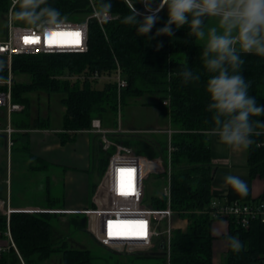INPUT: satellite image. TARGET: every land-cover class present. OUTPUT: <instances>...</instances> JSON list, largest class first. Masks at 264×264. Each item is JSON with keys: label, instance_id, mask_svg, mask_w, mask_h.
<instances>
[{"label": "trees", "instance_id": "1", "mask_svg": "<svg viewBox=\"0 0 264 264\" xmlns=\"http://www.w3.org/2000/svg\"><path fill=\"white\" fill-rule=\"evenodd\" d=\"M139 5V0H131ZM56 8L62 19H76L79 14L90 15L95 6L105 12L102 5L106 0H46ZM110 12L118 18L106 22L103 27L96 21H89L88 45L84 53H55L16 55L13 58V73L24 74L28 80L15 81L12 87L14 102L25 105V110L16 128L21 130L14 139V146L24 137L26 142L18 147L22 161L27 169L39 172L40 157L30 148V133L36 129H50V116L34 114L27 95L32 92L61 94V105L65 112L62 117L61 131L58 133L61 144L74 139L69 132L77 133L89 130L93 119L112 122L118 126L119 98L117 85L106 82L102 88L95 86L100 80L79 78L94 71L113 72L117 64L123 69L128 86L121 93V107L130 99H139L149 95L157 98V103L144 102L142 105L157 106L166 115L173 126L169 145L158 141L145 142L126 136L110 138L111 141L133 149L149 159L161 157L167 161L171 148V207L176 218L188 221L185 229L173 230L170 264H214L213 243L216 237L212 233V224L216 220L210 213V204L217 196L213 188L215 167L211 159L209 133L214 127L213 114L207 110L209 96L206 84L210 73L203 62V44L189 35L188 25L175 29L174 35H157L168 19L167 8L158 14V20L147 36L139 34L134 25L124 22L131 14L125 0H110ZM11 0H0V16L10 9ZM21 9L18 2L13 14L18 23L28 24L16 15ZM143 17L137 16L138 21ZM208 21H206L207 23ZM161 45L160 47H157ZM244 63L239 71L249 83V95L257 100L258 106H264V57L255 54H242ZM185 68L200 77L199 80L184 83L179 75ZM7 70L0 69V78L7 77ZM78 76L77 79L66 76ZM167 100L169 105H163ZM116 116V118H115ZM264 123V115L252 117ZM171 129V130H172ZM262 134L253 135V143L247 148V169L250 180L260 177L264 181V129ZM12 148V151H13ZM115 151L112 146L104 149L101 143L98 149V177L104 173L109 157ZM97 183L92 185V194ZM247 196H241L229 186L225 196L227 201L264 200V192L257 199L252 198L251 183L247 184ZM53 198L49 210H64ZM146 204L155 209L166 208L167 198L146 194ZM63 202V201H62ZM61 205V206H60ZM94 206L93 203L91 204ZM58 216H70L69 226L75 229L86 228V215L83 213H60L41 211L11 213L10 228L17 251L11 248L0 256V264H43L54 254H61V264H125L122 256L114 253L96 255L88 248L70 247L65 241L54 240L52 220ZM221 219V218H220ZM227 222L226 233L220 239L237 237L243 244L239 252H233L226 243V264H264V223L253 221L244 228L236 217H223ZM7 229V218L0 214V232ZM151 257V256H136ZM165 261L164 257H161ZM126 264H129L128 262Z\"/></svg>", "mask_w": 264, "mask_h": 264}, {"label": "built area", "instance_id": "2", "mask_svg": "<svg viewBox=\"0 0 264 264\" xmlns=\"http://www.w3.org/2000/svg\"><path fill=\"white\" fill-rule=\"evenodd\" d=\"M9 11L2 17L3 27H0V69H6L7 77L0 78V133L5 134V147L7 151V177L5 179L6 198H0V214L7 218V229L0 232V256L3 252L17 247L14 242L11 228V213L24 211L35 213L41 211L70 213L67 210H49L42 208H14L11 204V166L12 148L14 146L13 135L21 130L15 129L10 124L13 113H21L25 105L14 102L12 87L14 84L13 58L16 55L55 54V53H84L89 49L88 30L89 21L96 20L102 27L111 20L118 18L110 12L99 11L93 6V11L85 20L62 19L61 23L47 31L33 28L29 24L18 23L13 14V9L18 0H11ZM129 5L134 4L131 0H125ZM160 0H152V9L159 6ZM138 16L145 17L150 12L146 11L144 3L139 0V5L134 4ZM166 9V7L164 8ZM164 9L160 10V14ZM157 14V15H158ZM80 32V43L76 44V37L71 35ZM55 33V35H52ZM25 37L38 39L35 43H26ZM77 79L78 76H66ZM79 78H90L114 82L118 89L119 114L121 107L122 90L128 86V80L119 64L113 72L94 71ZM163 105H169L167 100ZM9 118V123L3 128L2 118ZM115 132H124L120 128V119ZM100 135L103 148L109 149L114 146L115 151L109 157L108 165L104 171L101 181L97 184L93 194V207L82 209L73 213H84L89 219L88 229L97 241L106 248L115 249L127 253H150L154 250L164 253L167 264H170L171 241L173 230L172 220L177 216L171 207V148L167 161L161 157L149 159L138 154L133 148L116 144L109 139V130L103 128L101 120L93 119L89 129ZM171 133L172 130H169ZM145 162L157 163L159 168L149 169ZM123 170V171H122ZM131 170V171H129ZM150 174L163 175L167 185L164 187L163 195L167 198L166 208L155 209L146 204L145 181ZM209 213L216 219L223 217H236L244 228H249L253 221L264 223V200L250 201H212ZM180 219V218H178ZM145 222L143 225L140 222ZM165 224L161 230V225ZM146 231V236L143 234ZM111 233V235H110Z\"/></svg>", "mask_w": 264, "mask_h": 264}, {"label": "clouds", "instance_id": "3", "mask_svg": "<svg viewBox=\"0 0 264 264\" xmlns=\"http://www.w3.org/2000/svg\"><path fill=\"white\" fill-rule=\"evenodd\" d=\"M141 2L151 14L138 21L139 13L130 3L131 14L124 17V22L134 25L139 34L147 36L158 20L157 14L166 7L168 19L157 35L172 37L173 26L181 29L188 25L189 35L203 42V62L210 73L207 110L214 121L209 134L234 149H247L253 143L251 137L262 134L257 129H264V123L252 119L264 115V106H258L256 98L249 95L250 85L239 69L244 63L242 54L264 57V0H160L154 10L152 0ZM19 3L21 9L16 15L33 28L47 31L61 23L60 12L46 0ZM102 7L110 11V0ZM179 75L184 83L200 79L188 68ZM225 184L241 196L248 194L246 182L238 176H226ZM225 242L233 252L243 248L237 237H227Z\"/></svg>", "mask_w": 264, "mask_h": 264}, {"label": "crops", "instance_id": "4", "mask_svg": "<svg viewBox=\"0 0 264 264\" xmlns=\"http://www.w3.org/2000/svg\"><path fill=\"white\" fill-rule=\"evenodd\" d=\"M143 107L148 108L147 105H143ZM101 124L103 128L110 131L108 135L109 139L138 131L132 127H123L121 122L120 128L124 132L119 133L115 132L118 126L116 127L114 123L101 120ZM61 126L62 122L56 126L52 125L50 129H36L31 131V152L40 157L38 165L43 170L39 172L29 171L24 163L17 166L16 171L18 176L15 178L13 177L14 173L11 174V204L14 208H40L52 204L51 201L55 198L51 195L53 189L52 183H61L63 185L62 197L55 202L61 204L65 208L64 210L70 213L85 209L93 203L92 198L94 193L92 194V185L96 182L92 180L91 167L92 164L95 166L97 151L102 143L101 137L98 133L91 130L77 133L69 132L71 136H74V139L63 145L58 137ZM169 138L171 139L170 132ZM209 143L211 159L215 167L214 178L219 171L221 175L238 176L246 184L251 183L253 199L260 197L264 192V181L260 177H255L250 180L246 170L247 164L245 165V162L247 163V149H234L222 143L218 137L215 138V136L210 134ZM42 173L44 175L43 178L40 177ZM40 183L42 185L44 184L45 187L43 194L39 195L41 201L39 200L38 202L35 199L36 194H34V190L38 189L39 191ZM228 189L229 185L226 184L223 188H216L213 179L212 190L217 195L213 200L216 202L225 201ZM29 196H31V200L28 199ZM40 203L43 205H40ZM179 221L180 223L177 228L185 229L188 221L186 219H179ZM213 235L216 237L213 246L217 243L218 250L226 253V242L220 239L221 235L218 236L214 233ZM213 262L216 264L214 261V253Z\"/></svg>", "mask_w": 264, "mask_h": 264}, {"label": "rangeland", "instance_id": "5", "mask_svg": "<svg viewBox=\"0 0 264 264\" xmlns=\"http://www.w3.org/2000/svg\"><path fill=\"white\" fill-rule=\"evenodd\" d=\"M5 16V15H4ZM0 16V27H3L4 20L2 21V17ZM78 21L85 20L87 18V15L79 14L76 16ZM76 20V19H71ZM211 21H208L207 23H210ZM198 43L203 44L202 41L198 40ZM15 81H25L28 80V76L24 74H15L14 75ZM106 83L104 80H100L97 83H95V86L98 88H102L103 85ZM30 102L31 110L34 114L39 113L40 115L47 117L50 116L52 125L56 126L58 123L62 122V117L65 112L64 107L61 105V94H47L45 92H32L27 95ZM149 102V103H157V98H153L149 95L143 96L137 100L130 99L129 102L122 106V110L120 112V115H118L117 120L120 119L121 124H123V127H132L138 131L134 133H127L124 136L127 138H135L139 140H143L145 142H158L161 141L165 145H169L170 138H169V130L173 128L171 125L170 119L161 113L160 108L155 104L154 106H147L148 108H144L142 103ZM119 114V111H118ZM22 116V113H13L11 115V122L10 124L12 127L16 128L15 122L19 120ZM116 118V116H115ZM3 128L6 126V123H9V118L3 117L2 119ZM21 132V131H20ZM16 132L13 135V138H16L19 136ZM172 132L170 135H172ZM217 138V136H215ZM19 143L15 145L12 151L11 160H12V166H11V174L14 173L13 177H17V166L19 164H23L22 159V153L18 151V147L20 144L26 142L24 140V137L19 138ZM115 143V142H114ZM117 144V143H116ZM133 148V147H132ZM98 152H97V158L95 166L92 164L91 167V173H92V180L94 182H99L102 179L98 177L96 168L98 167ZM247 163L245 162V165ZM248 172V169H246ZM7 177V151L5 147V134L0 133V198L5 199L6 198V185H5V179ZM41 178L44 177L43 173L40 175ZM226 177V175L222 174L219 171L217 176L214 178V186L217 187H225V183L223 180ZM145 192L148 196L150 195H157V196H163L164 187L167 185L166 179L163 178V175L159 174H150L148 178L145 181ZM44 184L40 183L39 191L38 189L34 190V194H36L37 201L39 202V195L43 194L44 190ZM52 197H55L56 199H60L62 197L61 192L63 189V185L60 183H52ZM35 197V196H34ZM28 199L31 200V196L28 197ZM32 199H34L32 197ZM41 201V200H40ZM32 203V201H30ZM43 203V202H42ZM40 203V205H43ZM92 207L90 204L87 208ZM86 209V208H85ZM84 214V213H83ZM86 215V214H85ZM70 216H58L57 218L52 220V226H53V233L55 236L54 240L58 241H65L69 244L70 247L74 248H88L93 251L96 255H104L106 253H114L115 255L122 256L125 262L129 264H167V258L165 257L164 253L154 250L150 253H142V252H135V253H127V252H119L115 249L106 248L102 244H100L97 239L94 237V235L91 233V231L88 229L89 226V219L86 216V228L85 229H75L74 227L69 226V219ZM180 223L178 218H174L172 220V226L177 227ZM165 224L161 225V230L164 228ZM227 231V222L225 219H216L214 223L212 224V232L215 235H222L226 233ZM214 251V261L216 264H226V253L222 252L221 250H218L217 243L213 246ZM151 256V257H136V256ZM161 257L165 258V261ZM61 254H54L50 259L45 261L43 264H61ZM125 263V264H126Z\"/></svg>", "mask_w": 264, "mask_h": 264}, {"label": "snow or ice", "instance_id": "6", "mask_svg": "<svg viewBox=\"0 0 264 264\" xmlns=\"http://www.w3.org/2000/svg\"><path fill=\"white\" fill-rule=\"evenodd\" d=\"M52 35H55V33H53ZM71 35H73V36L76 37V41L75 42H76V44H79L80 43L81 33L77 31V32L71 33ZM25 42L26 43H35V42H38V39L37 40H34L32 38L25 37ZM129 171H131V170H129ZM136 223H140V224L143 225L145 222L140 221V222H136ZM143 234L146 236V231ZM110 235H111V233H110Z\"/></svg>", "mask_w": 264, "mask_h": 264}, {"label": "water", "instance_id": "7", "mask_svg": "<svg viewBox=\"0 0 264 264\" xmlns=\"http://www.w3.org/2000/svg\"><path fill=\"white\" fill-rule=\"evenodd\" d=\"M145 167L149 169H157L159 165L157 163L145 162Z\"/></svg>", "mask_w": 264, "mask_h": 264}]
</instances>
